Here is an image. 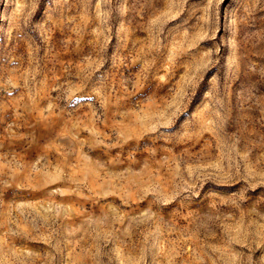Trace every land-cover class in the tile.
Here are the masks:
<instances>
[{"label": "rangeland", "instance_id": "374dc122", "mask_svg": "<svg viewBox=\"0 0 264 264\" xmlns=\"http://www.w3.org/2000/svg\"><path fill=\"white\" fill-rule=\"evenodd\" d=\"M0 264H264V0H0Z\"/></svg>", "mask_w": 264, "mask_h": 264}]
</instances>
